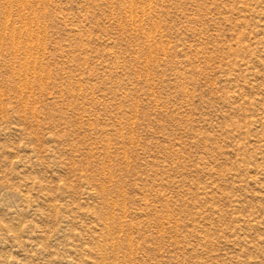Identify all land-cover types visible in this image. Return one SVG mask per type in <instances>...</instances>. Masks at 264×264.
Here are the masks:
<instances>
[{"label": "rangeland", "instance_id": "374dc122", "mask_svg": "<svg viewBox=\"0 0 264 264\" xmlns=\"http://www.w3.org/2000/svg\"><path fill=\"white\" fill-rule=\"evenodd\" d=\"M0 264H264V0H0Z\"/></svg>", "mask_w": 264, "mask_h": 264}, {"label": "bare ground", "instance_id": "6f19581e", "mask_svg": "<svg viewBox=\"0 0 264 264\" xmlns=\"http://www.w3.org/2000/svg\"><path fill=\"white\" fill-rule=\"evenodd\" d=\"M18 41V40H17ZM18 43V42H17ZM55 206V205H54ZM19 226H21V225H19ZM18 227V226H17ZM13 228V227H12ZM16 228V227H15ZM18 230V229H17ZM14 231V230H13ZM96 238V237H95Z\"/></svg>", "mask_w": 264, "mask_h": 264}]
</instances>
